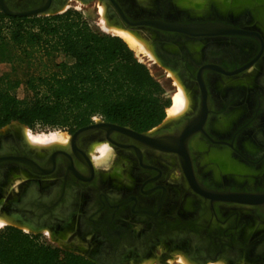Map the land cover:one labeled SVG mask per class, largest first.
I'll use <instances>...</instances> for the list:
<instances>
[{"label": "flooded vegetation", "instance_id": "flooded-vegetation-1", "mask_svg": "<svg viewBox=\"0 0 264 264\" xmlns=\"http://www.w3.org/2000/svg\"><path fill=\"white\" fill-rule=\"evenodd\" d=\"M4 2L13 12L103 6L108 23L144 40L153 58L142 56L162 69L172 95L174 80L182 86L187 105L145 131L147 144L116 130L73 139L78 128L65 130L66 144L37 145L18 122L0 128V157L26 159L0 162V228L101 264L180 255L264 264V0ZM101 142L112 155L96 166Z\"/></svg>", "mask_w": 264, "mask_h": 264}, {"label": "trees", "instance_id": "trees-1", "mask_svg": "<svg viewBox=\"0 0 264 264\" xmlns=\"http://www.w3.org/2000/svg\"><path fill=\"white\" fill-rule=\"evenodd\" d=\"M59 54L56 68L45 58ZM8 67L10 74L2 71ZM22 87L26 96L14 90ZM164 90L117 34L73 9L48 15L0 12V128L73 132L94 118L147 131L165 118ZM0 264H96L15 227L0 230Z\"/></svg>", "mask_w": 264, "mask_h": 264}, {"label": "bare ground", "instance_id": "bare-ground-1", "mask_svg": "<svg viewBox=\"0 0 264 264\" xmlns=\"http://www.w3.org/2000/svg\"><path fill=\"white\" fill-rule=\"evenodd\" d=\"M101 11L103 12V9H101ZM104 21L105 19L103 18L101 23V27L103 28V30L120 35L127 42V44L135 51L136 55L141 56L142 52L151 53L149 48L146 46L144 40H141V38H139V35L125 28H120L113 25L109 26L108 23H105ZM150 55H152V53ZM176 83L178 89L172 95V102L166 109L167 115L170 117L178 115L186 108L187 105V98L184 89L177 81ZM26 136L30 143L37 145H45L52 143L66 144L68 141L67 136H63L57 133L56 131H51L48 134H34L27 128ZM94 149L99 152L98 156H96L94 153L92 155V162L96 166L107 162L110 156L112 155V148L106 142L96 144L94 146ZM2 224H5V220L0 216V225ZM180 260L183 262V264H190L183 256L180 257ZM208 264L218 263L211 262Z\"/></svg>", "mask_w": 264, "mask_h": 264}, {"label": "rangeland", "instance_id": "rangeland-1", "mask_svg": "<svg viewBox=\"0 0 264 264\" xmlns=\"http://www.w3.org/2000/svg\"><path fill=\"white\" fill-rule=\"evenodd\" d=\"M74 4V6L72 7H69L67 9H73V10H77L78 12L81 13V15L83 16V18L93 27V28H96V29H99L100 31H103V32H106V33H112V32H108V31H105L103 30V28L101 27V23H102V19L105 18V23H108L107 21V18L104 14V8L103 6H101L99 8V11H100V14L97 12V9L95 7V4L94 2H89V3H75V2H71V4ZM101 9H103V12L101 11ZM63 10H66L65 8ZM109 25H112L110 23H108ZM115 26V25H113ZM114 34V33H112ZM134 51V50H133ZM135 53V51H134ZM142 54L144 55H148L149 57L153 58L152 55H150L151 53H145V52H142L141 53V56H138L136 55L135 53V56L138 58V60H140L142 63H144L146 65V67L148 68L149 72L151 73V75L159 82V84L161 85V87L163 88L164 90V96L166 98L169 99L170 101V104L172 102V97L170 98V95H172L171 93V86L169 85V81L167 79V77L165 76V73L162 71V69L160 68H157L153 65H150L149 62L142 56ZM61 59V56L59 54H53L52 56L48 57V58H45V62L47 63V65L50 67V68H56V65L57 63L60 61ZM2 71L6 74H10V69L8 67H4L2 66L1 67ZM176 82V80H174ZM177 86V85H176ZM178 89V87H177ZM177 91V90H176ZM175 91V92H176ZM14 94L17 95L18 97L22 98L24 96H26V92L24 91V89L22 87L20 88H17L15 89L14 91ZM169 107V106H168ZM167 109V108H166ZM165 109V116L167 117V111ZM170 117V116H169ZM97 118V117H96ZM94 118V119H96ZM26 129L25 128V134H26ZM29 129V128H28ZM30 130V129H29ZM31 132H33L34 134H48L49 132H53V131H56L57 133L63 135V136H66L64 134L65 130H62V129H40V128H37V129H34V130H30ZM3 225V224H2ZM0 225V227L2 226ZM2 228V227H1ZM0 228V230H1ZM42 240H46L44 237L41 238ZM180 256H178V259L179 261H173V259H169L168 260V264H183V262L180 260ZM188 261V260H187ZM190 264H192L190 261H188ZM152 262H149V261H144L142 264H151ZM215 263H218V264H223V262L221 261H218V262H215ZM152 264H158L157 261H153Z\"/></svg>", "mask_w": 264, "mask_h": 264}, {"label": "water", "instance_id": "water-1", "mask_svg": "<svg viewBox=\"0 0 264 264\" xmlns=\"http://www.w3.org/2000/svg\"><path fill=\"white\" fill-rule=\"evenodd\" d=\"M39 1L40 5L42 6H46L48 5V3H50L52 0H37ZM64 8H59L55 11H48L44 8H33V9H29V10H23V11H19V12H13L12 10H10L7 6L6 3L4 2V0H0V11L3 12L6 15H10V16H27V15H48V14H54V13H60L63 12L65 10H63ZM112 34V33H111ZM23 126V128H29L23 124H21ZM30 129V128H29ZM90 129H101L103 131L100 132H104L106 133V135L114 130L116 131H122V132H129L130 136L140 142H143L145 144L147 143H151L152 139L150 137L149 132H137L134 131L133 129L129 128L128 126H121L115 123H110V122H106L101 120L100 118H96V122L83 126L81 128H79L74 134H73V139L76 138L78 135L90 130ZM31 130V129H30ZM23 161L26 162V159L21 158L19 156H13V155H5V156H1L0 157V162L2 161ZM42 216V213H34L33 214V220L38 221ZM90 259L97 263V264H101L100 260H98V258H92L90 257Z\"/></svg>", "mask_w": 264, "mask_h": 264}]
</instances>
